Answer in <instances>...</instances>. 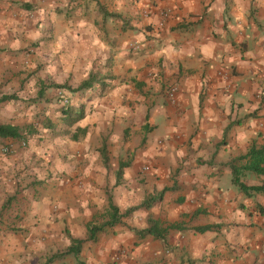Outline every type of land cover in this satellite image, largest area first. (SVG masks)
Here are the masks:
<instances>
[{"label":"crops","instance_id":"crops-1","mask_svg":"<svg viewBox=\"0 0 264 264\" xmlns=\"http://www.w3.org/2000/svg\"><path fill=\"white\" fill-rule=\"evenodd\" d=\"M0 92V264H264V0H0Z\"/></svg>","mask_w":264,"mask_h":264},{"label":"trees","instance_id":"trees-1","mask_svg":"<svg viewBox=\"0 0 264 264\" xmlns=\"http://www.w3.org/2000/svg\"><path fill=\"white\" fill-rule=\"evenodd\" d=\"M96 79V76L89 75L87 79L83 80L77 89L87 88L92 85L93 81ZM17 98V95L14 93L11 94H3L0 92V103L7 101V100H14ZM62 113L69 119V122L74 121L76 118L81 116V113L73 112L71 107H65L62 108ZM22 130L19 126L12 125V124H0V137H10V138H21ZM74 139H77V134L73 135ZM248 158V163L243 166V169L245 170H252L256 173L264 174V147L263 148H254L251 146L248 150V152L245 155H242L238 157V159H244ZM233 171V181L235 184H237L243 191L248 193V190L256 191V192H263L264 193V186H247L243 182H240L239 180V170L232 166ZM155 197H147L143 201L144 206H149L152 202L155 201ZM110 211H109V220L106 222L108 225H112L116 223L119 220L120 215H118V209L117 207L110 205ZM128 212V210H127ZM102 226L98 225H91L90 226V236L93 237L94 233L99 230ZM168 228H177L176 225H170L166 228H159L156 222H151V226L144 231L147 233H154L156 236L162 237L164 236V233L168 230ZM209 226L200 227L198 230L204 231L205 229H208ZM74 242H77V245L80 243L79 240H74ZM77 246H70L67 250V252H77Z\"/></svg>","mask_w":264,"mask_h":264},{"label":"rangeland","instance_id":"rangeland-1","mask_svg":"<svg viewBox=\"0 0 264 264\" xmlns=\"http://www.w3.org/2000/svg\"><path fill=\"white\" fill-rule=\"evenodd\" d=\"M61 97H63V95ZM17 98L20 102L11 101L9 102V105L12 106L11 107L12 110H18V112H20L21 114H23L24 111H26L29 108L30 104L34 100V97L32 96L31 93H26L25 95L18 93ZM58 98H60L59 95Z\"/></svg>","mask_w":264,"mask_h":264},{"label":"built area","instance_id":"built-area-1","mask_svg":"<svg viewBox=\"0 0 264 264\" xmlns=\"http://www.w3.org/2000/svg\"><path fill=\"white\" fill-rule=\"evenodd\" d=\"M171 14V10L169 9H164L161 11V22L160 24L163 25L164 21L166 18H168ZM140 48V46H138L137 44H134L132 45V49L135 50V51H138ZM178 91V88L176 85H170L168 88H167V96L170 100H174L175 98V94L176 92ZM67 99L65 98L64 102H66ZM3 151L4 152H8L9 151V148L7 147H4L3 148Z\"/></svg>","mask_w":264,"mask_h":264}]
</instances>
